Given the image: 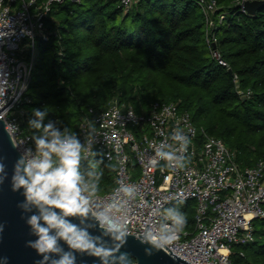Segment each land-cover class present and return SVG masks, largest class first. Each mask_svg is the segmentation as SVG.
Returning a JSON list of instances; mask_svg holds the SVG:
<instances>
[{
  "label": "trees",
  "instance_id": "obj_1",
  "mask_svg": "<svg viewBox=\"0 0 264 264\" xmlns=\"http://www.w3.org/2000/svg\"><path fill=\"white\" fill-rule=\"evenodd\" d=\"M217 1L227 12L217 48L232 75L211 56L205 18L190 0H140L127 13L117 0L53 2L44 20L48 40L35 39L37 57L22 105L25 127L40 134L28 120L39 119L34 107H46L45 124L68 127L81 140L83 129L113 101L138 114L176 103L200 136L226 143L240 169L264 160V7L250 16L239 11L240 0ZM234 74L239 90L250 92L246 99ZM102 172L97 194L114 185V165ZM190 202L182 211L184 229L193 231L196 207ZM253 228L254 242L232 246L234 264H264V220L255 219Z\"/></svg>",
  "mask_w": 264,
  "mask_h": 264
},
{
  "label": "built area",
  "instance_id": "obj_2",
  "mask_svg": "<svg viewBox=\"0 0 264 264\" xmlns=\"http://www.w3.org/2000/svg\"><path fill=\"white\" fill-rule=\"evenodd\" d=\"M63 1L48 0L39 5L38 0H0V89L4 92L0 95V120L20 153L25 148H35L22 108L37 57L35 39L48 40L44 20L51 4ZM117 1L127 13L140 0ZM190 1L205 18L211 56L231 70L217 48V31L226 21L227 12L217 0ZM247 1L251 0L237 3L241 13L248 14L243 7ZM26 39L32 41L23 47ZM233 77L239 96L250 95L239 90L238 76ZM94 125L95 130L83 129L81 142L91 141L92 152L105 161L102 170L109 163L115 169L114 185L105 194H97L100 202L116 198L114 189L119 182L135 183L138 188L136 197L127 200L120 210L127 217L130 235L140 238L147 225L157 228L161 216L156 209L177 205V200L182 199V206L196 201V223L193 231L183 228L179 238L166 246L178 257L191 264H234L232 246L255 241L253 221L264 220V160L246 170L240 169L226 143L205 132L200 136L189 112L176 103H157L148 114H138L132 107L113 101L95 115ZM176 127L191 138L186 153L189 161L184 168L161 172L159 165L153 167L151 161L155 158L164 163L155 156V150L171 142ZM92 152L82 159L81 165L91 160ZM119 199L126 198L121 195ZM166 247L163 250L170 253Z\"/></svg>",
  "mask_w": 264,
  "mask_h": 264
},
{
  "label": "clouds",
  "instance_id": "obj_3",
  "mask_svg": "<svg viewBox=\"0 0 264 264\" xmlns=\"http://www.w3.org/2000/svg\"><path fill=\"white\" fill-rule=\"evenodd\" d=\"M3 94L0 89V95ZM32 112L39 119H29L28 126L40 134L33 133L35 148H25L13 165L11 188L23 192L24 199L18 207L35 237L26 243L40 257L37 264H77V252L98 257L95 264H136L137 258L131 252L121 250L128 241L129 230L127 217L120 210L127 200L136 197L137 185L119 182L114 189L116 198L101 203L97 193L103 172L95 171L93 165L86 178L81 170L82 159L92 152L91 141L82 143L77 132L68 127L61 131L54 122L45 124L46 107L43 110L34 107ZM89 127L95 130L91 122ZM190 144V136L176 127L171 142L155 150V156L164 163L154 158L151 165H159L161 172L184 168L189 161L186 153ZM6 169L4 159L0 158V185L8 178ZM121 195L126 199L120 200ZM177 201L180 205L184 203L182 199ZM33 208L38 211L33 212ZM156 211L161 216L159 226L155 229L149 226L139 238L141 244L147 245V255L172 244L188 223L186 213L179 206L158 207ZM26 213L31 214L26 216ZM71 217H80L79 223ZM4 229L5 223L0 222V237ZM92 229H99V234ZM60 241L67 244V250ZM54 253L61 255L57 258ZM9 260L8 256H0V264H9Z\"/></svg>",
  "mask_w": 264,
  "mask_h": 264
},
{
  "label": "water",
  "instance_id": "obj_4",
  "mask_svg": "<svg viewBox=\"0 0 264 264\" xmlns=\"http://www.w3.org/2000/svg\"><path fill=\"white\" fill-rule=\"evenodd\" d=\"M243 7L247 10L248 15L253 16L259 9L264 7V0L247 1L243 4ZM228 72L230 75L233 74L232 70ZM13 144L15 142L7 132L4 121L0 120V158L4 159L7 165L6 171L9 174L5 182L0 185V222L5 223L3 235L0 237V256H8L10 258L9 264H37L40 257L36 250L27 246L26 243L30 239H35V237L30 233V227L26 224L25 218L22 216V210L18 207V203L24 199L23 192L22 190L16 192L11 188L13 165L21 154L16 144L15 147ZM32 211L36 212L38 210L33 208ZM30 214L26 213L25 215ZM70 219L75 223L80 221V217H71ZM92 231L99 234V229H92ZM142 236L139 234V237ZM59 243L64 250H67L66 243L63 241ZM145 247L147 245L141 244L139 238L129 234L128 241L121 250L131 252L137 258L136 264H191L184 258L175 255L167 247L170 253L165 250H156L151 255L145 253ZM59 255L61 254H53L57 258ZM98 260V257L77 252V264H95V261Z\"/></svg>",
  "mask_w": 264,
  "mask_h": 264
},
{
  "label": "rangeland",
  "instance_id": "obj_5",
  "mask_svg": "<svg viewBox=\"0 0 264 264\" xmlns=\"http://www.w3.org/2000/svg\"><path fill=\"white\" fill-rule=\"evenodd\" d=\"M239 2V1H238ZM237 2V3H238ZM37 39V38H36ZM32 40L31 39H26L23 43H22V46L23 47H25V45L26 44H28V43H30ZM36 53H37V51H36ZM26 55L28 56V55H30V47H28L27 49H26ZM104 163H105V161L101 158L100 160H95V161H92V160H90L89 162H87V163H85V164H83L82 166H81V170H82V172H84L85 173V175L87 176V172L88 171H90V170H93V165H95V168H94V170L95 171H97V172H100V171H102V166L104 165ZM191 203V205H192V208H194V207H196L195 206V204H196V202H195V200H193V201H191L190 202ZM175 206H179V207H181V209H182V205H180V204H177V205H175Z\"/></svg>",
  "mask_w": 264,
  "mask_h": 264
}]
</instances>
